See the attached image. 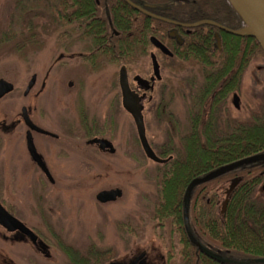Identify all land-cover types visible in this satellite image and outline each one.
<instances>
[{"label": "rangeland", "instance_id": "374dc122", "mask_svg": "<svg viewBox=\"0 0 264 264\" xmlns=\"http://www.w3.org/2000/svg\"><path fill=\"white\" fill-rule=\"evenodd\" d=\"M43 2L45 0H0V79L13 84L15 88L0 102V116L9 119L20 113V107L24 104L21 103L22 93L35 75L36 84L25 103L27 100V104L32 105L35 98H39L42 107L38 109L44 115V120H74L72 106L76 98V84L67 88V83L83 79L89 116L100 126L104 124V137L111 141L116 152L112 156H101L92 149L74 148L69 169L54 166L49 171L55 181L51 185L42 174L33 172L20 149L17 152L20 153L22 169L15 164L9 165L5 160L6 146L0 142V198H6V204L10 201L14 205L19 219L47 244L51 257L49 260L43 259L28 244L3 241L0 231V264H69L71 257L62 247L71 249L78 258H92L96 252L110 250L112 259L129 258L142 251L159 256L169 250H178V238L172 229L159 228L150 218L156 200V164L145 157L134 123L119 100L117 106L112 105L116 92L111 87L116 82L118 70L109 66L99 73L67 75L55 72V67L50 68L57 48L47 26V13L39 5ZM29 30L38 34L39 40H33L41 47L37 50L25 47L26 54L22 58L17 53V45L21 40L26 41ZM149 63L148 58L139 60L133 69V76L137 70H141L148 77ZM263 66L264 61L259 58L251 62L243 73L239 89L235 92L237 107L228 97L217 110L221 128L234 122L249 123L260 115L263 92L260 68ZM160 76L162 80L157 86L159 89L166 87V110L174 116L178 127L174 131L175 126L170 123L156 125L150 108L154 107L155 111L160 98L159 93L154 92L150 103L145 100L143 110L145 136L154 151L171 132L174 145H180L178 139L188 129V97L201 84L199 75L190 68L171 74L161 67ZM42 82H46V87L38 95ZM208 112L207 104L203 118L207 117ZM33 115L36 116V113ZM45 142L47 140L41 138L42 145ZM76 144L77 141L72 142V146ZM44 149L50 161H67L56 150L50 153L48 148ZM228 184L220 187V196ZM114 188L122 191V197L115 203L100 206L95 201L100 191ZM256 198H264V184L257 189ZM87 262L93 263V260Z\"/></svg>", "mask_w": 264, "mask_h": 264}, {"label": "trees", "instance_id": "16d2710c", "mask_svg": "<svg viewBox=\"0 0 264 264\" xmlns=\"http://www.w3.org/2000/svg\"><path fill=\"white\" fill-rule=\"evenodd\" d=\"M186 1L193 5L182 6L171 16H179L189 22L207 20L231 31L243 28L241 18L228 0ZM147 23L149 20H138V35H142ZM152 24L161 30L168 27L155 20ZM213 32L219 35V48L215 46ZM27 33L25 47L39 49L40 43L33 40L38 34L33 30ZM192 34L194 36L190 39L177 45L166 41L165 37L162 40L161 34L153 33L171 52V58H160L161 67L171 74L190 68L199 75L201 84L188 97V129L179 137L180 145H174L171 132L163 144L155 151L153 149L162 162L155 168L156 200L150 218L159 228L170 227L178 238V250H169L163 255L165 264H264L260 262L264 259V198H256L257 189L264 184V161L240 167L192 191L188 208L190 230L200 245L227 263L215 262L201 254L190 244L184 231L183 196L190 181L224 165L264 155V66L260 68L263 83L260 115L249 123H229L226 128L219 126L217 116V110L239 89L241 77L249 64L259 58L264 61L260 46L251 36H233L211 25L192 29ZM195 35L200 36L196 39ZM135 44L139 51L137 60L144 59L146 55L141 51L149 43L141 40ZM119 50L121 64L127 65L131 43H120ZM103 54L107 64L118 60L109 50H104ZM165 88L158 91L160 100L153 119L158 126L165 122L172 124L176 131L177 122L166 110ZM207 104L209 112L203 118ZM234 178L241 181L231 193L222 214L224 191L220 196L218 190ZM62 249L68 254V249ZM112 256V251L107 250L96 252L92 258L79 259L85 260L82 264H88L89 259L93 260L89 264H103Z\"/></svg>", "mask_w": 264, "mask_h": 264}, {"label": "flooded vegetation", "instance_id": "af4514ba", "mask_svg": "<svg viewBox=\"0 0 264 264\" xmlns=\"http://www.w3.org/2000/svg\"><path fill=\"white\" fill-rule=\"evenodd\" d=\"M39 5L40 8L47 13V25H50L51 27L50 31L53 34L52 38L57 48V50H55V60L51 64L50 68L55 67V72L67 75L99 73L109 66L115 70H118L116 79L117 84L115 82L111 87V90L116 92L112 105L117 106L119 100L121 107L122 100L118 85V74L121 69H124L127 75L130 90L134 92L140 99L142 117L145 100L147 103L152 101V94L154 92H158L159 87L157 85L162 80L161 76L159 80L153 79L151 56L154 55L156 59L159 67V75L161 65L158 59L161 57L171 58V56L163 55L152 45L151 39L153 38L163 45L171 54L167 45H164L158 37L153 35V33L155 32L158 36L161 34L160 37L162 40H164L165 37L166 41L179 45L190 39L191 36H194L192 34V29L206 26L203 24H195L202 21H207L200 20L189 22L188 20L185 21L184 19H181L179 16H171L178 12L177 10L182 6L193 5V3H189L186 0H45V2L40 3ZM166 16H168V18H166ZM140 19L149 20V23H147V27H145L142 35H138L137 33V23ZM152 20L167 24L168 27L163 28L160 26L163 28L162 30L157 27L155 28V25L152 24ZM216 34L217 32H213L214 41ZM195 36L196 39H198L200 35ZM36 39L39 40L37 37ZM141 40H145L147 43H149V45L146 44L141 51L146 55L145 58H148L150 61V74L148 77L146 76V73L142 74L141 70H137L136 74L133 76V69L138 64L137 56L139 53L135 43ZM122 42L131 43V57L127 65L121 64L119 49L120 43ZM17 46V53L19 57L24 58L26 54L25 40H21ZM104 50H109L111 55L113 57H117L118 60H114V63L112 64L105 63V57L103 54ZM136 78L147 81V84H145V86L148 87L147 90L143 89L138 84L137 80H135ZM74 84H76V98L73 100L74 104L72 106V110L74 109L75 112L74 120L69 119L68 121L63 118H59L57 122L44 120V115H42L41 110L38 109L39 107H42V101L39 98H35V101L32 105L27 104V100L25 103V99L29 94L28 93L25 96V90L22 93L21 103L24 104L20 107V113L9 119L5 116H0V142L3 146H6L5 160L9 163V165L15 164L17 167L20 166L22 169L20 153L17 152V149H20L22 154L26 157L33 172L37 171L39 174H42L46 181L53 185L55 181L50 174L52 168H54V166H60L63 170L69 169V167L72 166V162L70 161L74 156V148H85L86 150L92 149L94 152L101 154V156H112L115 154L116 151L114 147V153L110 154L106 151L99 150L97 145L89 144V141L93 139H103L109 141L110 143L111 141L104 137V124L100 126L98 121L89 116V110L86 107V101L84 99L83 93L85 85L84 80L79 78L70 80L67 83V88H72ZM45 87L46 82H42L40 86L41 90L39 91L38 95L43 92ZM8 95L4 96L0 102L3 101ZM229 97H231L232 104H234V97H236L235 94L232 93ZM59 106L62 105L60 104ZM22 109L26 110L29 122L34 127L42 130L44 133H39L29 128L24 116L22 115ZM150 112L151 114L154 112V107L150 108ZM33 113H36V116H34ZM27 133H30L33 148L40 156L45 169L48 171L51 177V181L45 176L38 164L31 159V156L27 150ZM41 138L47 140V142H45L43 145L41 143ZM75 141H77V146H72V142ZM44 148H48L50 153H52V150H56L58 154H61L62 158L67 161H50V159L45 156L46 153ZM115 189L117 188L105 189L102 191H110ZM120 198H117L113 202H107L104 204H100L96 200L95 201L100 206H106L115 203ZM5 199L0 198V205L2 208L11 217L15 218L27 229H29L37 237V241L35 245L31 244L27 237L23 236L19 232H8L0 227L3 241L10 244H28L35 254L41 256L45 260H49L51 257L47 244L39 238L33 229L27 227L26 224L19 219L14 205L11 204L10 201L9 204H6L5 202L7 201ZM131 229L132 226L130 230ZM68 256L71 257L69 258V264H82L85 261L84 259L75 257V255L72 254V250L69 248ZM7 264L9 263L7 262ZM103 264H165V262L163 255H151L146 251H142L140 254H133L129 258H111L104 261Z\"/></svg>", "mask_w": 264, "mask_h": 264}, {"label": "water", "instance_id": "95a60500", "mask_svg": "<svg viewBox=\"0 0 264 264\" xmlns=\"http://www.w3.org/2000/svg\"><path fill=\"white\" fill-rule=\"evenodd\" d=\"M228 2L231 4L233 9L236 11L238 16L241 18L243 22V28H241L238 31H231L228 30L222 26L217 25L216 23H212L209 21H202L200 23H197L195 25H211L216 27L218 30L223 31L225 33H228L233 36L243 37V36H251L253 37L258 45L260 46L263 54H264V0H228ZM167 22V21H166ZM152 45L155 47V49L159 50L163 55L171 56V54L168 52V50L161 45L158 41L155 39H151ZM215 46L219 48V36L218 34L215 35ZM151 65H152V76L154 80H159V67L156 62V59L154 55L151 56ZM138 84L145 90H147V81L142 80L140 78H136ZM35 84V76H32L25 88L24 95L26 96L31 89L33 88ZM118 85L120 88L121 93V100H122V107L123 109L131 116L134 126L136 128L137 133V139L140 144V147L147 159L154 163H161L152 149L150 148L146 137H145V131H144V125H143V118L141 115V106H140V99L137 97V95L132 92L128 85V79L127 75L125 73L124 69H121L118 74ZM13 85L11 83H8L2 79H0V100L10 94L13 91ZM234 106L237 107V98L234 97ZM22 115L24 116L29 128L33 131L44 133L42 130H39L38 128L34 127L27 118V113L25 109H22ZM90 145H97L99 150L106 151L110 154L114 153V149L112 144L103 139H93L89 141ZM27 150L29 155L31 156V159L38 164V166L41 168L42 172L45 174V176L51 181V177L48 173V171L45 169L42 160L40 156L35 152L32 142H31V135L30 133H27ZM264 161V155L261 156H255L250 158H245L243 160L233 162L227 165H224L206 175H204L201 178L193 179L189 182L187 185L184 196H183V208H182V221H183V227L186 234V237L188 238V241L192 246L197 248V250L206 256L207 258L218 262V263H227L228 261L224 260L221 256H219L216 253L211 252L210 250L206 249L200 243L194 238L190 227H189V220H188V208H189V202L190 197L192 194V191L207 182H210L212 180H215L226 173H229L233 170H236L240 167L253 164L256 162ZM240 178H234L230 181L227 189L224 192V200L221 203V213L223 214L225 212L228 199L233 192V190L236 188V186L240 183ZM122 195L121 191L119 189L110 190V191H101L95 196V200L100 203L104 204L107 202H113L117 198H120ZM0 227L5 229L8 232H14L17 231L23 236L27 237V239L31 242V244H36L37 237L29 230L27 229L22 223L17 221L15 218L11 217L0 205ZM260 262L264 263V259Z\"/></svg>", "mask_w": 264, "mask_h": 264}]
</instances>
